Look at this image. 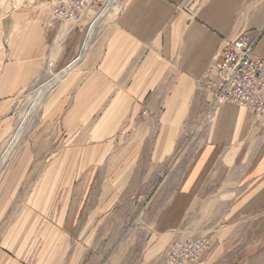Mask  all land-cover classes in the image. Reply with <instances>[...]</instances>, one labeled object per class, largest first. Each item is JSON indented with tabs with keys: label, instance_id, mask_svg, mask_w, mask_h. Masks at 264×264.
I'll return each mask as SVG.
<instances>
[{
	"label": "crops",
	"instance_id": "crops-1",
	"mask_svg": "<svg viewBox=\"0 0 264 264\" xmlns=\"http://www.w3.org/2000/svg\"><path fill=\"white\" fill-rule=\"evenodd\" d=\"M47 17L0 0V146L67 70L0 172V264H153L188 236L198 264H264V126L206 88L241 33L264 59V0H125L80 59L89 16Z\"/></svg>",
	"mask_w": 264,
	"mask_h": 264
},
{
	"label": "built area",
	"instance_id": "built-area-1",
	"mask_svg": "<svg viewBox=\"0 0 264 264\" xmlns=\"http://www.w3.org/2000/svg\"><path fill=\"white\" fill-rule=\"evenodd\" d=\"M26 6L43 5L48 10L47 26L58 22L79 24L90 14L120 12L125 0H20ZM215 76L206 88L211 91V110L233 105L246 111L264 126V59L254 54L247 33L228 42L218 54ZM207 80V77H205ZM146 113L142 112V116ZM210 237L188 236L168 247L153 264H198L212 250Z\"/></svg>",
	"mask_w": 264,
	"mask_h": 264
},
{
	"label": "rangeland",
	"instance_id": "rangeland-1",
	"mask_svg": "<svg viewBox=\"0 0 264 264\" xmlns=\"http://www.w3.org/2000/svg\"><path fill=\"white\" fill-rule=\"evenodd\" d=\"M117 13H119V12L118 11H113V12H111L109 14H105L102 17V19L100 20V22L98 23L97 27L95 28V31L98 32L100 35H102L107 29V24L106 23L110 19H112V17H114ZM96 15H98L96 12H95V14L88 15L89 16V22L87 24L88 26H90L89 24H91L92 20L94 19V17ZM88 26H86V28ZM78 56H79V54H78ZM76 58L79 59V57H76ZM66 71H61L59 73H54L52 75H47L46 78H45L46 80L44 82H42L39 86L35 85L32 89L28 90V92L25 94V98L22 101V105L20 107V110L16 113L15 117H13L14 118V121H13L14 130H12V132L10 133L9 136H8V133H4L5 136L3 138L2 145L0 146V172L6 166L8 159L13 154V152L16 150V146L19 144V142L25 136L30 134L31 130L35 126V124H36V122L38 120L39 109L41 107L42 102H44L43 101L44 98L42 100H40V95L44 91L45 86L50 83L52 77H55V76H58V77L62 76L63 77L64 73ZM62 77H61V79H62ZM53 88H51L49 90V92ZM210 110H211V107H210ZM8 144H11V145H9L10 148L9 147L7 148ZM12 145H14V146H12ZM3 151H7V153H8L5 157L2 156L3 155ZM212 250H213V246H212ZM212 250L210 252H212Z\"/></svg>",
	"mask_w": 264,
	"mask_h": 264
},
{
	"label": "bare ground",
	"instance_id": "bare-ground-1",
	"mask_svg": "<svg viewBox=\"0 0 264 264\" xmlns=\"http://www.w3.org/2000/svg\"><path fill=\"white\" fill-rule=\"evenodd\" d=\"M105 15V13H100V14H98V15H96L95 17H94V19L92 20V22H91V24H90V26H89V28H88V34H87V36H86V39H85V41H84V43H83V45H81L82 46V48H81V50H80V52H79V59L80 58H82V56L84 55V53H85V51H86V49H87V47H88V43H89V40H90V35H91V33L93 32V30L96 28V26L98 25V23L100 22V20L102 19V17ZM60 78L61 77H58V76H55V77H52L51 78V81H50V83L49 84H47L46 86H45V88H44V91L41 93V95H40V100H42L48 93H49V90L51 89V88H53L57 83H58V81L60 80ZM38 91V90H37ZM34 102V101H33ZM32 104V103H31ZM33 105V104H32ZM35 105V104H34ZM36 106V105H35ZM11 142V141H10ZM9 145H11V144H8L7 145V148L9 147L10 148V146ZM12 146H14V145H12ZM10 151V150H9ZM8 153H7V151H3V155L2 156H6ZM5 159V158H4Z\"/></svg>",
	"mask_w": 264,
	"mask_h": 264
}]
</instances>
